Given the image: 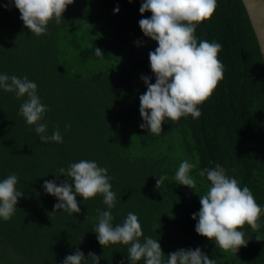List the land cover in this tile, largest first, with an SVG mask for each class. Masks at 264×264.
Instances as JSON below:
<instances>
[{
	"label": "trees",
	"instance_id": "obj_1",
	"mask_svg": "<svg viewBox=\"0 0 264 264\" xmlns=\"http://www.w3.org/2000/svg\"><path fill=\"white\" fill-rule=\"evenodd\" d=\"M143 2L74 0L59 24L50 21L46 34L36 36L24 26L14 0L7 8L9 0H0V74L34 81L48 108L40 121L47 124L45 134L58 127L63 136V143H41L35 125L19 112L27 96L18 99L0 89V181L15 173L16 187L24 192L12 217L0 218V246L7 247L0 250V264H62L76 248L86 257L90 251L100 255V264H130L129 246L103 247L93 231L97 209L108 210L102 194L77 196L80 213L53 212L59 201L46 193L44 181L56 180L59 168L81 160L107 167L112 177L113 225L135 213L141 241L159 240L165 260L181 248L199 247L216 264H264V215L260 229L247 224L239 229L249 241L238 252L198 234V218H192L201 208L200 195L211 186L199 173L216 164L249 187L264 207V62L244 5L217 0L213 16L197 25L198 42L222 45L223 78L198 106L199 118L166 120L156 135L140 128L139 97L147 85L136 78L147 75L156 82L149 52L158 47L140 28L139 21L152 15L139 11ZM95 47L104 55L97 57ZM184 160L195 164L190 172L195 189L175 181ZM161 174L167 179L157 189ZM66 179L61 175L57 183Z\"/></svg>",
	"mask_w": 264,
	"mask_h": 264
},
{
	"label": "clouds",
	"instance_id": "obj_2",
	"mask_svg": "<svg viewBox=\"0 0 264 264\" xmlns=\"http://www.w3.org/2000/svg\"><path fill=\"white\" fill-rule=\"evenodd\" d=\"M11 2L9 0L3 7H9ZM73 3L74 0H14L24 26L36 36L46 34L50 21L59 24L67 7ZM217 7V0H144L142 3L139 11L142 14L150 11L152 15L139 21L140 28L145 36L158 43V47L149 52L156 82L152 83L147 75L142 76L147 91L139 97L140 114L144 120L140 124L141 129L159 135L166 120L178 121L189 114L194 119L201 116L198 106L212 95L223 78L225 67L219 59L222 45L208 40L198 42L195 32L197 25L211 18ZM119 11V7L114 9L116 13ZM94 53L97 57L104 55L99 47H95ZM0 89L14 92L18 99L27 96L19 112L27 124L35 125L41 143H63L58 127L52 135L45 134L47 124L40 121L48 108L37 94V84L27 75L20 78L0 74ZM70 127V124L65 125L66 130ZM194 168L195 164L182 161L175 173V181L195 189L196 181L190 175ZM205 174L211 186L206 194L200 195L201 208L192 215L193 219L198 218L195 230L214 240L220 249L238 252L249 241L239 229L245 224L253 230L260 229L264 207L257 203L249 187H241L240 181L228 176L220 164L199 173L202 177ZM61 175L68 179L58 184ZM56 176V180H45L43 184L46 193L59 201L54 205L53 212L80 213L77 196L87 200L102 194L108 210L97 209L98 223L93 231L98 234L97 240L103 247L118 243L129 246L127 256L130 264H138L141 259L144 264H216L215 259H210L199 247L181 248L167 254L168 259L165 260L159 240L149 236L141 241L144 233L138 216L133 212L127 214L122 224L114 226L111 209L115 207L117 194L112 191V177L108 175L107 167H100L95 161L81 160L70 164L67 169L59 168ZM166 179V174L158 176L157 189ZM18 182L19 176L15 173L0 181V218L5 221L12 217L19 199L24 196V192L16 187ZM256 239L260 240V237ZM88 260L92 264H100L101 256L90 251L86 257L83 251L76 248L62 264H87ZM120 264H125L124 260Z\"/></svg>",
	"mask_w": 264,
	"mask_h": 264
},
{
	"label": "water",
	"instance_id": "obj_3",
	"mask_svg": "<svg viewBox=\"0 0 264 264\" xmlns=\"http://www.w3.org/2000/svg\"><path fill=\"white\" fill-rule=\"evenodd\" d=\"M253 28L264 62V0H241Z\"/></svg>",
	"mask_w": 264,
	"mask_h": 264
},
{
	"label": "rangeland",
	"instance_id": "obj_4",
	"mask_svg": "<svg viewBox=\"0 0 264 264\" xmlns=\"http://www.w3.org/2000/svg\"><path fill=\"white\" fill-rule=\"evenodd\" d=\"M136 81L138 82V83H143L144 81H143V79H142V76L141 75H139V76H137V78H136ZM5 245V244H4ZM0 250H7V247H6V245L5 246H0Z\"/></svg>",
	"mask_w": 264,
	"mask_h": 264
}]
</instances>
